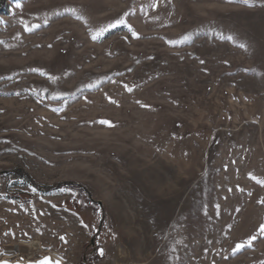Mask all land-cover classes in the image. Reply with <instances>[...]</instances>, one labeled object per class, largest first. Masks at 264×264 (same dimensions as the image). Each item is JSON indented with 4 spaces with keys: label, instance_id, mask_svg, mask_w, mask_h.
Returning a JSON list of instances; mask_svg holds the SVG:
<instances>
[{
    "label": "rangeland",
    "instance_id": "rangeland-1",
    "mask_svg": "<svg viewBox=\"0 0 264 264\" xmlns=\"http://www.w3.org/2000/svg\"><path fill=\"white\" fill-rule=\"evenodd\" d=\"M249 4L0 0V262L264 264Z\"/></svg>",
    "mask_w": 264,
    "mask_h": 264
},
{
    "label": "snow or ice",
    "instance_id": "snow-or-ice-1",
    "mask_svg": "<svg viewBox=\"0 0 264 264\" xmlns=\"http://www.w3.org/2000/svg\"><path fill=\"white\" fill-rule=\"evenodd\" d=\"M169 2H170V0H169ZM227 2H229V3H231V2H239V3L246 4V5H248L249 7L255 6V5L249 4V0H227ZM16 7L19 8V7H20V4L17 3ZM73 11H75V10H73ZM121 26L128 28V31H132V29H131L130 27H128V25H127L125 19L122 17V18H121L120 20H118L117 22H115V23H113V24H111V25H108V26H106L105 28L101 29V31H100L99 33H97V34H95V35L92 36V39L95 41V40H97L98 38L102 37L103 34L109 32V31H112V30H114V29H116V28H119V27H121ZM133 38L138 39L139 37L136 36L135 33H133ZM226 39H228V40L230 41V40H232V37H227ZM201 63H203V61H201ZM112 103H115V102L112 101ZM142 106H143V105H142ZM99 123H101V124H103V125H105V126H107V127H114V125H113L111 122H108V121H103V120H102V121H100ZM249 178H250V179H255L254 177H249ZM255 182L258 183V184H260V186L264 187V181L256 180ZM240 191H243V189H240ZM259 232H260V235H261V236H264V226H262V227L260 228ZM60 239H61L62 241H64L65 243L67 242L66 239H65V237H60ZM255 239H256V237L253 236V237L251 238V240H249V241H247V242H245V243H242V244L238 245V246L236 247V249H235L234 254H235V253H239L242 249H244V248H246V247H251V243H252V241H254ZM99 255H101V256L104 255V252H103L102 249L100 250ZM39 264H52L51 258H45L44 260L39 261ZM55 264H60V261H56Z\"/></svg>",
    "mask_w": 264,
    "mask_h": 264
},
{
    "label": "bare ground",
    "instance_id": "bare-ground-1",
    "mask_svg": "<svg viewBox=\"0 0 264 264\" xmlns=\"http://www.w3.org/2000/svg\"><path fill=\"white\" fill-rule=\"evenodd\" d=\"M28 245L33 249V250H40V245H39V243L36 241V242H30V243H28ZM45 258H51V261H52V264H55V262L56 261H60L61 262V260H59V257H57L56 256V254L55 253H52L51 255H50V257L48 256V257H43L42 258V260H44ZM29 261L27 260V261H24V262H17V261H14V262H11V264H27ZM37 263L39 264V262L37 261Z\"/></svg>",
    "mask_w": 264,
    "mask_h": 264
},
{
    "label": "water",
    "instance_id": "water-1",
    "mask_svg": "<svg viewBox=\"0 0 264 264\" xmlns=\"http://www.w3.org/2000/svg\"><path fill=\"white\" fill-rule=\"evenodd\" d=\"M5 173H7V171H5V172H0V174H5ZM92 242L94 243V238L92 239ZM48 256L50 257V255H47V256H44V257H48ZM41 260H42V258L39 259V260L29 261L27 264H38L37 261L39 262V261H41ZM11 262H14V261L3 260V261L0 262V264H11ZM17 262H20V261H17ZM20 263H21V262H20ZM60 264H62V263L60 262Z\"/></svg>",
    "mask_w": 264,
    "mask_h": 264
},
{
    "label": "trees",
    "instance_id": "trees-1",
    "mask_svg": "<svg viewBox=\"0 0 264 264\" xmlns=\"http://www.w3.org/2000/svg\"><path fill=\"white\" fill-rule=\"evenodd\" d=\"M76 188H78L79 189V187L78 186H76V185H74Z\"/></svg>",
    "mask_w": 264,
    "mask_h": 264
}]
</instances>
